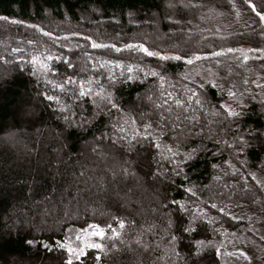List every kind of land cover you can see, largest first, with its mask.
I'll return each mask as SVG.
<instances>
[{
	"label": "trees",
	"instance_id": "16d2710c",
	"mask_svg": "<svg viewBox=\"0 0 264 264\" xmlns=\"http://www.w3.org/2000/svg\"><path fill=\"white\" fill-rule=\"evenodd\" d=\"M262 17L264 0H0V264H264ZM42 202L58 218L35 232Z\"/></svg>",
	"mask_w": 264,
	"mask_h": 264
},
{
	"label": "rangeland",
	"instance_id": "374dc122",
	"mask_svg": "<svg viewBox=\"0 0 264 264\" xmlns=\"http://www.w3.org/2000/svg\"><path fill=\"white\" fill-rule=\"evenodd\" d=\"M0 71H1V67H0ZM188 75L191 79L197 81V82H210L212 84H221L222 82V75L217 71V69L213 66L210 65H200V66H191L188 70ZM258 82H261L262 80L258 79ZM224 106L228 109V111H230L231 113H235L238 112L244 105V102L242 100L241 95H235L233 94L229 99L224 100L223 101ZM10 136L9 134H5L4 138L8 139ZM82 183H80L79 187H91L93 189H97L98 185L92 184V182L90 180H88L87 177L82 179ZM264 181V180H263ZM83 185V186H81ZM64 188V187H63ZM68 190V187L65 186V191L66 192ZM95 191V190H94ZM78 196V195H77ZM75 196V197H77ZM75 197H73L75 199ZM72 198V199H73ZM64 202H59V204L62 207V210H60V213L63 215L62 218L64 219H68L70 216V213L68 211H72L73 209H71L69 202V199L67 198H63ZM40 210L39 211H32L31 212V216L32 217H36L38 220L36 221L37 223H34L35 225L33 226V230L35 232H38L39 230H43L45 229V226L48 225L49 221L54 222L55 220H57V213L58 211H56L55 209H51L49 210L48 207H46V203L42 202L40 204ZM72 205V204H71ZM74 208V204L72 205ZM89 211H91L92 214H96L97 208L94 207H89L88 208ZM59 210V209H58ZM59 216V215H58ZM74 218V217H73ZM31 221L30 223H28V225H31ZM57 223V221H56ZM253 240L255 241V244L258 245V249L261 251H264V226H261L257 233L252 235ZM251 251V250H250ZM249 253V251H247Z\"/></svg>",
	"mask_w": 264,
	"mask_h": 264
},
{
	"label": "snow or ice",
	"instance_id": "6c2138e0",
	"mask_svg": "<svg viewBox=\"0 0 264 264\" xmlns=\"http://www.w3.org/2000/svg\"><path fill=\"white\" fill-rule=\"evenodd\" d=\"M262 18H264V17H262ZM153 53H149V55H152ZM49 99H52L51 97H49ZM121 223H123V222H121ZM189 229H185V231H188ZM96 235H99V236H103L104 235V233H103V231L102 230H98L97 232H96ZM89 247H93V248H99V247H101V245H99V244H90L89 245ZM69 251H73L71 248H69ZM77 259H79V257L77 256Z\"/></svg>",
	"mask_w": 264,
	"mask_h": 264
}]
</instances>
